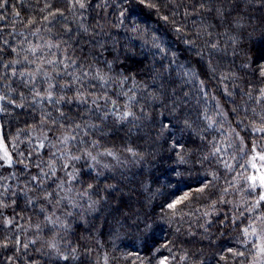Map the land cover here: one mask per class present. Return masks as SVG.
I'll return each mask as SVG.
<instances>
[{
	"label": "clouds",
	"instance_id": "clouds-1",
	"mask_svg": "<svg viewBox=\"0 0 264 264\" xmlns=\"http://www.w3.org/2000/svg\"><path fill=\"white\" fill-rule=\"evenodd\" d=\"M88 2L0 33V264H264V0Z\"/></svg>",
	"mask_w": 264,
	"mask_h": 264
},
{
	"label": "trees",
	"instance_id": "trees-1",
	"mask_svg": "<svg viewBox=\"0 0 264 264\" xmlns=\"http://www.w3.org/2000/svg\"><path fill=\"white\" fill-rule=\"evenodd\" d=\"M121 0H117V3H120ZM101 0H89L86 9H81L82 12L85 13L87 16V19L89 23H100L103 24L105 22V19L111 18V22L114 23V17L115 15H118L119 13L116 11V4H112L111 6H104V7H98L100 5ZM139 8L143 10L144 13H151L153 19H155V10L149 9L147 6V0H145L144 4H139ZM53 9L57 8V5L54 4ZM127 7V5H125ZM6 11L0 10V33L8 34L13 32V28L16 24V22L20 19L21 16H26L28 12V7L26 5H20L19 0H16L14 3L13 0H8V3L5 5ZM13 9H15V16L16 19L13 20ZM132 9H129V15L132 14ZM99 31V29L97 30ZM13 41L9 40V43H12ZM86 50V47H85ZM8 54L10 55V49H7ZM253 59L255 61V54L253 53ZM257 63L264 64V61H256ZM264 70V69H262ZM180 150V146H177L176 151ZM17 212H19V208L17 209ZM8 215H11V211L9 210L7 212ZM130 254L134 257L136 255L135 252H130ZM130 264H137L135 259L133 258L130 261Z\"/></svg>",
	"mask_w": 264,
	"mask_h": 264
},
{
	"label": "snow or ice",
	"instance_id": "snow-or-ice-1",
	"mask_svg": "<svg viewBox=\"0 0 264 264\" xmlns=\"http://www.w3.org/2000/svg\"><path fill=\"white\" fill-rule=\"evenodd\" d=\"M80 6L83 7V4H81ZM4 154H5V156H7V152L6 151H5ZM253 179H255V178H253ZM260 179H261V182L264 183V176H262ZM170 207H174V205H170ZM162 264H164V262H162Z\"/></svg>",
	"mask_w": 264,
	"mask_h": 264
}]
</instances>
